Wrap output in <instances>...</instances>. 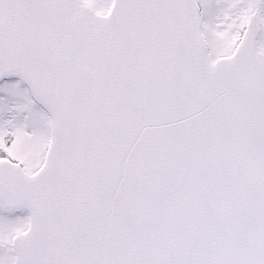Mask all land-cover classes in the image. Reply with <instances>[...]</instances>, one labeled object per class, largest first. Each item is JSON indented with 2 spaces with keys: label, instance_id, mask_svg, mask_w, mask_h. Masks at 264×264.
I'll return each instance as SVG.
<instances>
[{
  "label": "snow or ice",
  "instance_id": "6c2138e0",
  "mask_svg": "<svg viewBox=\"0 0 264 264\" xmlns=\"http://www.w3.org/2000/svg\"><path fill=\"white\" fill-rule=\"evenodd\" d=\"M0 264H264V0H0Z\"/></svg>",
  "mask_w": 264,
  "mask_h": 264
}]
</instances>
